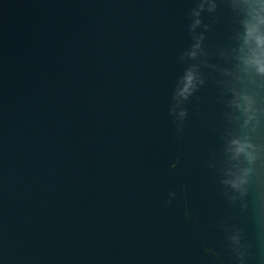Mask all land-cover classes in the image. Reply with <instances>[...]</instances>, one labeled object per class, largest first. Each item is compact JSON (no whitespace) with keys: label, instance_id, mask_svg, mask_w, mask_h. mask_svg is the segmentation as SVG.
Here are the masks:
<instances>
[{"label":"water","instance_id":"obj_1","mask_svg":"<svg viewBox=\"0 0 264 264\" xmlns=\"http://www.w3.org/2000/svg\"><path fill=\"white\" fill-rule=\"evenodd\" d=\"M250 27L264 0H0V264H264Z\"/></svg>","mask_w":264,"mask_h":264},{"label":"clouds","instance_id":"obj_2","mask_svg":"<svg viewBox=\"0 0 264 264\" xmlns=\"http://www.w3.org/2000/svg\"><path fill=\"white\" fill-rule=\"evenodd\" d=\"M254 32V27H250L248 29L249 35L253 36V39L255 40L257 46L264 45V35H253ZM251 63L253 64L257 72L264 73V59L254 58L253 60H251ZM186 80L188 82H191L193 80V74L190 71L186 73Z\"/></svg>","mask_w":264,"mask_h":264}]
</instances>
